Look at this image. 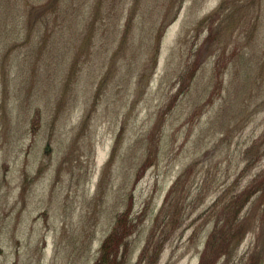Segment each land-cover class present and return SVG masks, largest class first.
Segmentation results:
<instances>
[{
  "label": "rangeland",
  "instance_id": "1",
  "mask_svg": "<svg viewBox=\"0 0 264 264\" xmlns=\"http://www.w3.org/2000/svg\"><path fill=\"white\" fill-rule=\"evenodd\" d=\"M0 264H264V0H0Z\"/></svg>",
  "mask_w": 264,
  "mask_h": 264
},
{
  "label": "water",
  "instance_id": "2",
  "mask_svg": "<svg viewBox=\"0 0 264 264\" xmlns=\"http://www.w3.org/2000/svg\"><path fill=\"white\" fill-rule=\"evenodd\" d=\"M51 151L50 145L47 146L46 152L49 153Z\"/></svg>",
  "mask_w": 264,
  "mask_h": 264
}]
</instances>
